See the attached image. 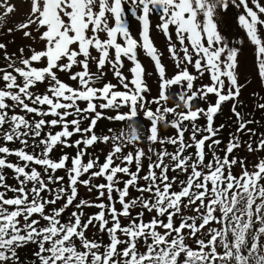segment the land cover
Returning a JSON list of instances; mask_svg holds the SVG:
<instances>
[{
	"label": "snow or ice",
	"instance_id": "snow-or-ice-1",
	"mask_svg": "<svg viewBox=\"0 0 264 264\" xmlns=\"http://www.w3.org/2000/svg\"><path fill=\"white\" fill-rule=\"evenodd\" d=\"M26 2L18 29L42 48L0 42V264H264V132L221 27L235 9L264 84V0Z\"/></svg>",
	"mask_w": 264,
	"mask_h": 264
},
{
	"label": "rangeland",
	"instance_id": "rangeland-1",
	"mask_svg": "<svg viewBox=\"0 0 264 264\" xmlns=\"http://www.w3.org/2000/svg\"><path fill=\"white\" fill-rule=\"evenodd\" d=\"M9 2L15 5L16 11L8 16H3V9H0V16L3 18L0 19V42L5 43L7 45V51L9 53L16 52L17 49L21 46H26L31 44L33 47L39 50L42 48V44L39 42L32 41L30 39L24 38L23 31H27L28 29L19 30L18 26L24 23L27 20L28 12L30 5L26 2V0H9ZM237 13L236 10L233 9L229 15L224 18V22L221 25L224 33L228 38L233 41L242 40L244 41L242 44L235 45L240 48V80L241 82H245V88L242 90V95L240 96V101L243 102V105L238 107V111L242 114L247 115L249 118L259 121L257 124H264V111L257 108L259 103H264V100L261 97H264V84L256 78L253 68V46L247 42L245 39V34L239 28L237 23ZM131 30L133 34H137L139 30V25L136 21L131 19L130 15L128 17ZM153 25L157 23L156 17L152 18ZM9 29H13L11 33H9ZM35 35V33H34ZM152 39L156 45V47L164 52L163 63L167 66L168 74L171 75L174 71L173 63L168 56L166 51V41L161 33L153 28L151 32ZM139 59L146 68L148 72H153V63L148 58L142 50L139 51ZM6 64V61L3 59V51L0 50V67H3ZM125 74H128L125 69ZM61 78H64L63 76ZM108 79H112L111 73H109ZM113 83H116L115 80H112ZM207 82V81H205ZM148 83L152 88V95L155 96L157 93V77L155 74L148 78ZM256 93L257 95H253ZM228 105L225 104L223 106V112L218 114V121L223 123L230 124L232 121L229 119L231 115L228 112ZM227 109V110H226ZM246 119V118H245ZM256 125V124H254ZM105 146H102L101 149H104ZM106 151V149H105ZM84 193V189H81V194Z\"/></svg>",
	"mask_w": 264,
	"mask_h": 264
},
{
	"label": "trees",
	"instance_id": "trees-1",
	"mask_svg": "<svg viewBox=\"0 0 264 264\" xmlns=\"http://www.w3.org/2000/svg\"><path fill=\"white\" fill-rule=\"evenodd\" d=\"M229 15V14H228ZM153 107H155V105H153ZM227 110V109H226ZM228 112H229V115H231V122L230 124H227L229 127H226L222 133H221V137L225 140V142H227V139H228V133L231 132V131H234L235 130V125L233 124V120H235V117L232 116L231 112H230V105H228ZM109 114H112V113H109ZM245 116V118H249L247 115L243 114ZM223 122L221 121H218V117L216 118V124L219 125ZM225 124V123H224ZM226 125V124H225ZM108 127H113L115 129H120L121 127H123V125L119 122H116V123H112V122H109V121H100L99 122V125H98V129L97 131L98 132H103L105 131ZM249 127L251 128H254L258 133L260 132H264V124L261 125V124H251L249 125ZM165 134H168L169 132L173 131V130H170V129H164L163 130ZM244 139H248V137L245 135L244 136ZM103 145H100L98 148H97V152L99 153L101 148H102ZM241 155H249L247 154L246 152L244 153H241ZM103 158V157H101ZM249 159L250 161H254L256 159V157L254 155H249ZM236 173H239V168L235 169Z\"/></svg>",
	"mask_w": 264,
	"mask_h": 264
}]
</instances>
